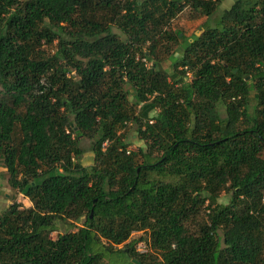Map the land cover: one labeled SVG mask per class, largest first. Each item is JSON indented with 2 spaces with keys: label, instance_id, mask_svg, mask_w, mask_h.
<instances>
[{
  "label": "trees",
  "instance_id": "16d2710c",
  "mask_svg": "<svg viewBox=\"0 0 264 264\" xmlns=\"http://www.w3.org/2000/svg\"><path fill=\"white\" fill-rule=\"evenodd\" d=\"M221 1L0 0V264H264V0Z\"/></svg>",
  "mask_w": 264,
  "mask_h": 264
},
{
  "label": "rangeland",
  "instance_id": "374dc122",
  "mask_svg": "<svg viewBox=\"0 0 264 264\" xmlns=\"http://www.w3.org/2000/svg\"><path fill=\"white\" fill-rule=\"evenodd\" d=\"M236 0H222L219 3V11L229 9ZM205 16H202L193 10H191L189 7H185L181 13H179L171 22L169 27L171 30L178 31L181 36L184 38H188L193 35L195 31H197L204 23ZM176 55H178L176 53ZM162 68L167 72L168 74L174 73V68L170 62L169 59H164L162 61ZM251 96V102L252 101ZM220 108V113L222 114V107ZM122 133L124 135V138L126 142L129 143L128 149L129 150H136L138 147H141L143 143L137 138V135L134 131L133 126L128 125L125 127V129L122 130ZM82 148L85 150V153L83 154L81 158V163L84 167H89L93 164V155L90 152L89 143L88 141H83L81 144ZM220 203H227L228 202V196L225 194H222L220 199ZM19 204L21 205V208H26L30 206V202L28 199L24 198L22 195L16 193L15 190H13L7 183V175L6 173H2L0 171V215L2 213H5L8 209V207L11 204ZM83 224V219H80L76 221L74 224L76 227H79ZM75 228L72 226H69V224H64L62 222H57V231L50 234V238L55 239L57 234H63L65 232H72ZM147 238V234L144 232H133L130 241H144L146 244L145 239ZM114 259H116L120 263H126L127 260L123 256H112Z\"/></svg>",
  "mask_w": 264,
  "mask_h": 264
},
{
  "label": "built area",
  "instance_id": "2783aa9c",
  "mask_svg": "<svg viewBox=\"0 0 264 264\" xmlns=\"http://www.w3.org/2000/svg\"><path fill=\"white\" fill-rule=\"evenodd\" d=\"M149 122L152 123V121H149ZM136 251L139 252V253H145V252L148 251V247H147V245L145 244L144 241L137 242Z\"/></svg>",
  "mask_w": 264,
  "mask_h": 264
}]
</instances>
